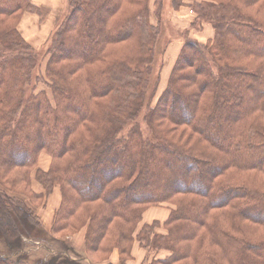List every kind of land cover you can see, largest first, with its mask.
<instances>
[{
  "label": "trees",
  "instance_id": "16d2710c",
  "mask_svg": "<svg viewBox=\"0 0 264 264\" xmlns=\"http://www.w3.org/2000/svg\"><path fill=\"white\" fill-rule=\"evenodd\" d=\"M192 7L200 22L213 24L215 37L207 44L185 37L148 118L151 140L136 123L162 30L149 0H68L69 12L49 37L42 77L53 100L46 90L26 94L42 57L18 26L26 12L41 8L0 0V182L31 188L30 171L42 151L50 153V169L36 172L47 193L56 185L62 191L50 232L62 236L88 224V256L104 254L96 264H127L135 241L149 255L167 251L147 264H264V125L251 121L258 113L264 121V0H201ZM77 48L84 50L75 54ZM213 129L226 133L214 137ZM169 152L177 154L158 172L151 163V181L149 160ZM258 153L257 163L250 156ZM172 201L176 208L163 224L138 229L146 206ZM35 215L0 188V243L18 250L25 236L42 235L31 222ZM254 224L261 228L253 239ZM115 248L117 263L110 257ZM22 259L0 253V264L29 261ZM51 260L81 264L66 254Z\"/></svg>",
  "mask_w": 264,
  "mask_h": 264
},
{
  "label": "rangeland",
  "instance_id": "374dc122",
  "mask_svg": "<svg viewBox=\"0 0 264 264\" xmlns=\"http://www.w3.org/2000/svg\"><path fill=\"white\" fill-rule=\"evenodd\" d=\"M156 1L158 0H149L150 4V15L152 22L154 24H159L162 28L160 37L157 40V47H156V58H155V67H154V75L152 76V84L150 85L147 91V99L145 102V106L140 110V113L138 114V119L136 121L137 125L141 128L143 135L145 138L156 140L155 135L153 133V130L151 129L150 123L148 121L151 109L154 108L159 100L161 99V96L165 92V90L168 87L169 79L171 76L172 69L174 65L176 64L178 57L181 53L184 39L185 37H190L202 44L212 43L213 39L215 37V28L211 22H200L198 20L197 13L195 12L192 5L196 4L197 1L201 0H176L174 4V0H159L160 3H162V8L159 15H156L158 13L157 4L155 5ZM105 2V1H103ZM39 7V6H38ZM104 4L102 7H100L101 11H105ZM41 13L36 12L39 14L43 20L46 18V14L48 13V9L43 7L39 9ZM187 10L191 11L192 18L190 19V16L181 20L182 18L179 17V12L181 11L182 14H184ZM69 12V9L65 8V11L61 13L58 17V20L64 17ZM31 13V12H29ZM160 20H159V18ZM58 20L56 21V24L52 30V32L55 30L58 24ZM22 21V19H21ZM20 21V23H21ZM161 24H160V23ZM32 27H36L37 23L29 22ZM96 23V21H95ZM19 30H20V24H19ZM182 28V29H181ZM184 28V29H183ZM21 31V30H20ZM50 33V35L52 34ZM21 34L23 37L38 51L40 52V56L42 57L40 65L37 69L34 70V78L33 80L27 85L26 87V94L29 95L33 91H40V90H46L48 92L49 97L53 100V95L51 92V88L48 83H50V80L47 78H44L42 80V77L46 74V68L50 59V53L48 52V42L49 37L45 40L43 45L36 47L32 42H30L27 37L24 36L23 30L21 31ZM247 41H250V38H247L246 35H244ZM182 42V47L178 46L176 43ZM92 45V44H91ZM122 47V45L120 46ZM84 48H77L74 53L79 54L82 52ZM39 75V76H38ZM159 76V81L157 85H154V80L156 77ZM35 77H41L40 79H36ZM154 86V89L152 90V87ZM262 87V86H261ZM187 101L186 99H182V102ZM149 102V105L148 103ZM180 103V104H181ZM249 103H251V100H249ZM184 109V108H183ZM251 121H255V124L264 125V121H262L261 115L258 113L254 118L251 119ZM129 130V127L125 129L124 132H127ZM225 135V132H218L216 129L213 131H210V135L214 137H219ZM164 154V152H163ZM174 154H177L175 152H169L167 154L166 158H151L149 160L150 166L151 163L156 164L157 168L154 171H157L161 167L162 164L168 165V160H170L172 157H174ZM261 153L254 154L250 156V159L254 160L255 162L259 159ZM38 164L35 168L30 171L31 175V188H26V183L15 181L14 179H11L9 182L6 183L4 186L0 182V188L5 189L9 195L12 197H15L21 201H23L28 208H31L34 210L36 219H31V222L33 223L35 229L42 230V235H40L38 238L33 239L30 237H24L23 241H21V248L18 250H9L7 247L5 248L0 243V253H4L5 255L9 256L12 260H22L24 262V257H28L29 261L25 262V264H68L67 262H53L51 259L58 257L60 255L66 254L71 256L72 258L79 259L78 261L81 264H96L95 262H100L104 260H100L102 257H104L103 251L102 253H99V255H92V257L88 256L86 251V234L88 230V224H85L84 227H82L80 230H76L73 232L72 229H68L66 231V234L64 235H58V234H52L50 232L51 226L53 223V219L55 216L56 211L59 209L61 201H62V191L61 187L56 185L53 187V190L49 193H47L44 186L38 181L36 178V172L38 169L48 171L52 165V155L48 153L47 151H42L38 158ZM161 160V161H160ZM148 168L149 178L152 181V173L153 170L152 166L151 168ZM153 171V173H155ZM102 174L99 172V177ZM155 176V175H154ZM169 176V174L166 172V178ZM15 181V183H13ZM31 191H34L36 193H44V199L43 201L37 198H34L31 195ZM176 208V204H174V201L172 202H165L162 204H156V205H148L144 209H146L143 213L142 219L140 223L138 224L139 227H142L145 223H152L155 221H159L162 224L167 220L169 217L171 211ZM261 228L260 225L254 224L251 226V229L248 233L251 234V237L254 239V235L256 231ZM158 231L165 232L166 229L161 226ZM42 236V237H41ZM252 239V242H253ZM136 244V249L139 251L135 254L136 262H140V264H147L148 262H151V260L155 259V257L165 256L167 254V251L163 253H153L151 255L147 254V250L142 248L137 241L133 244V248ZM71 246L74 248L75 252L80 254L81 256H76L74 253L68 251V247ZM67 247V248H66ZM118 251L117 248H115L112 252ZM145 250V252L143 251ZM133 252V249H132ZM112 256V254H111ZM110 256V257H111ZM142 258V259H141ZM134 259V258H133ZM132 258L129 259L130 261L133 260ZM129 260L126 262L129 264ZM142 260V261H140ZM112 261V260H111ZM129 262V263H128ZM104 264H108L105 262Z\"/></svg>",
  "mask_w": 264,
  "mask_h": 264
},
{
  "label": "crops",
  "instance_id": "0c3cea01",
  "mask_svg": "<svg viewBox=\"0 0 264 264\" xmlns=\"http://www.w3.org/2000/svg\"><path fill=\"white\" fill-rule=\"evenodd\" d=\"M34 4L39 6L40 8H47L48 13L46 14V18L43 20L42 17L37 13H29L26 12L22 18V21L20 23V30L24 32V36L27 37V39L32 42L36 47H39L43 45L45 40L49 37L50 33L52 32L56 21L58 20V17L61 13L65 11L66 6H68V0H31ZM64 14V13H63ZM191 11L187 10L184 14L182 12H179V17L183 19L190 16V19L192 18ZM29 22L37 23L36 27H32ZM182 29V28H181ZM184 29V28H183ZM178 46L182 47V42L176 43ZM139 245V244H138ZM136 244L133 248V260H129V264H140V262H136L135 254L139 252L136 249ZM145 252V250H143ZM165 251H162L160 253H163ZM142 259V258H141ZM111 260L114 263L119 262V253L118 251H114L111 256ZM142 261V260H140Z\"/></svg>",
  "mask_w": 264,
  "mask_h": 264
}]
</instances>
